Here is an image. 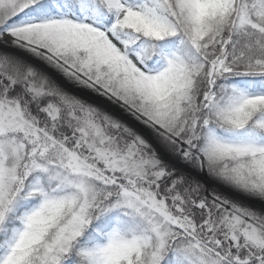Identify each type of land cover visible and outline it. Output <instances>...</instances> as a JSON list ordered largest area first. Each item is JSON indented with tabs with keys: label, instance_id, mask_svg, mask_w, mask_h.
Returning <instances> with one entry per match:
<instances>
[{
	"label": "snow or ice",
	"instance_id": "6c2138e0",
	"mask_svg": "<svg viewBox=\"0 0 264 264\" xmlns=\"http://www.w3.org/2000/svg\"><path fill=\"white\" fill-rule=\"evenodd\" d=\"M0 264H264V0H0Z\"/></svg>",
	"mask_w": 264,
	"mask_h": 264
}]
</instances>
